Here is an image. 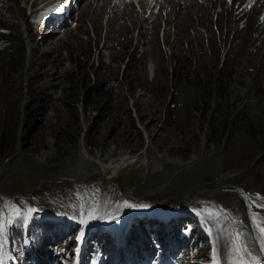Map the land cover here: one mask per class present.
<instances>
[{
  "label": "rangeland",
  "instance_id": "374dc122",
  "mask_svg": "<svg viewBox=\"0 0 264 264\" xmlns=\"http://www.w3.org/2000/svg\"><path fill=\"white\" fill-rule=\"evenodd\" d=\"M258 1L259 9L243 13L262 41ZM42 2L0 0V225H17L35 209V218L54 219L48 236L60 227V243L76 247L85 236L87 249L86 240L106 239L93 242L92 263L114 264L113 242L128 221L114 217L108 230H88L87 220L103 222L105 211L136 215L129 226L136 221L139 231L146 219L145 238L154 237L156 215L166 224L182 215L206 238L186 261L179 252L159 264H206L212 251L231 264L238 241L251 264H264V45L254 42L259 53L249 54V28H237L243 42L230 13L218 19L226 9L192 24L161 7L145 17L129 0L73 1L70 19L48 25L39 39L30 16ZM20 40L29 47L24 60ZM0 236L7 243L4 230Z\"/></svg>",
  "mask_w": 264,
  "mask_h": 264
},
{
  "label": "trees",
  "instance_id": "16d2710c",
  "mask_svg": "<svg viewBox=\"0 0 264 264\" xmlns=\"http://www.w3.org/2000/svg\"><path fill=\"white\" fill-rule=\"evenodd\" d=\"M21 44L18 43L20 46L18 48V57L21 59H25V49L23 48V42L22 40ZM95 88H92L94 91ZM180 218V219H179ZM178 217H173L171 219V222L169 224H164L162 221H151V228L154 230V238L157 240V242L160 244L161 252L163 251V255L166 254L168 248H172V246H179L181 248H184L185 253L188 254L189 252V246L192 245L196 239L202 238L203 235H198L197 233H193L196 228L195 222H190L189 224L192 226L190 229L189 235H181L182 228L187 226L188 220L183 219L182 215ZM186 218V217H184ZM144 220H141L138 222V226L140 227V230L134 229L132 233L129 235L130 242L134 245V253L137 256V258H143L146 255L155 254L156 248L154 245H152V241L148 239V236L145 238H142L140 235L141 232H146L144 230ZM38 224V221L35 222V220H31V230H35L36 226ZM52 224V221L45 220L44 222V229H48V227ZM10 238L14 237L16 240L17 235L19 236L18 241L16 242L20 245H23V237L21 230H18L16 227H10L9 229ZM20 240V241H19ZM55 237H45L41 239V243H31L30 248H23L21 247L22 253H23V259L25 261L22 262V264H27V261L32 260L34 264H52L51 262L54 261L55 264H59L60 262H57V257L55 256V251L52 249L53 244L56 242ZM48 246V247H47ZM24 249V250H23ZM168 252H173L172 250H168ZM49 255V256H48ZM200 255H202L200 253ZM51 258V259H49ZM9 264H14L12 261L9 262Z\"/></svg>",
  "mask_w": 264,
  "mask_h": 264
},
{
  "label": "bare ground",
  "instance_id": "6f19581e",
  "mask_svg": "<svg viewBox=\"0 0 264 264\" xmlns=\"http://www.w3.org/2000/svg\"><path fill=\"white\" fill-rule=\"evenodd\" d=\"M223 1V2H222ZM193 0V1H188V0H166V6L164 7V3L162 4L163 8L165 9H170L169 11H171V14H174L176 15V18L180 17V18H186L188 17V20H190L191 22H193L192 24H197V18L200 17L201 15H205L207 14V12H212V11H215L217 9L219 10H222V9H226L227 11L225 12L224 11V14L221 15V17H219L218 19H221L222 17H227V13H230V15L232 17H234V22L235 24H237V26L235 27V30L231 28V31L233 30L235 33H236V36H238L239 38L241 37V40L244 42V37L246 35V38L248 39L247 41L251 42V46L254 44V42L260 44V45H264V33L262 34V41L260 40H255V32L251 33V28L252 26H250L249 24V21L247 19L248 15H246L247 17L244 16V11L246 12H250V10H252L253 8H256V9H259V1L258 0H230V3H231V7H233L236 12H228L229 11V8L228 6L225 4L224 0ZM165 2V0H164ZM262 2V5L264 6V0H261ZM199 5V6H196V5ZM241 4L242 6H248L246 9H243L241 7ZM226 5V6H225ZM242 9H241V8ZM203 8H206V10H204ZM238 8H240V13L238 11ZM245 8V7H244ZM191 14L197 16L195 19L191 18ZM259 12H254V18L257 19V16H258ZM231 17V18H232ZM250 17V16H249ZM207 18V17H206ZM229 18V17H228ZM233 20V18H232ZM179 22V21H178ZM245 23V26L242 28L243 31L244 30H247L249 28V32L245 35H243L240 30L242 29H238L237 28H240V26H242V24ZM251 23V21H250ZM190 25V24H188ZM202 25H203V33L204 35H207L206 33H208V30L210 31L211 33V29L209 27H207V25L205 23L202 22ZM256 25V24H255ZM257 30H262L264 28V8L262 10V16L259 15V21L257 23ZM41 31V30H39ZM38 34L40 32H37ZM202 32H200V35L202 37V40L204 41V38L201 34ZM209 33V34H210ZM208 34V35H209ZM245 38V39H246ZM210 41V39H208V42ZM247 41L245 40V42L247 43ZM256 48H258V50L256 51ZM225 50V49H224ZM259 50L260 48L259 47H254L252 46L250 53H259ZM251 57V56H249ZM249 257V256H248ZM240 259H243L246 264H251L253 261H252V257L251 258H247L246 255L240 251V256L235 259L231 264H239L238 262L240 261ZM245 264V263H243Z\"/></svg>",
  "mask_w": 264,
  "mask_h": 264
},
{
  "label": "snow or ice",
  "instance_id": "6c2138e0",
  "mask_svg": "<svg viewBox=\"0 0 264 264\" xmlns=\"http://www.w3.org/2000/svg\"><path fill=\"white\" fill-rule=\"evenodd\" d=\"M260 231L262 232V233H264V229H260ZM240 249H237V251H239ZM0 264H3V261L2 260H0Z\"/></svg>",
  "mask_w": 264,
  "mask_h": 264
}]
</instances>
